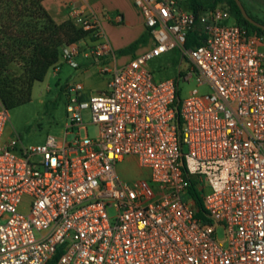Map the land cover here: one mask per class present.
<instances>
[{
	"label": "built area",
	"instance_id": "obj_1",
	"mask_svg": "<svg viewBox=\"0 0 264 264\" xmlns=\"http://www.w3.org/2000/svg\"><path fill=\"white\" fill-rule=\"evenodd\" d=\"M130 1L148 40L126 63L99 31L62 48L69 66L81 53L106 78L95 92L64 86L60 136L26 148L2 140L0 105V264H264V37L246 34L225 3L194 15L175 0ZM171 52L177 77L154 80L147 62ZM191 80L209 93L181 100ZM124 158L149 179L120 178Z\"/></svg>",
	"mask_w": 264,
	"mask_h": 264
},
{
	"label": "trees",
	"instance_id": "obj_2",
	"mask_svg": "<svg viewBox=\"0 0 264 264\" xmlns=\"http://www.w3.org/2000/svg\"><path fill=\"white\" fill-rule=\"evenodd\" d=\"M44 1L0 0V105L6 110L29 100L33 84L42 81L48 70L58 65L63 47L88 38L91 42L97 40L94 36L89 37L97 31L96 28L92 31L83 30L71 19L56 23L44 8ZM185 3L186 9L194 15L217 3H225L230 9L232 21L246 34L264 37V30L247 22L233 0H185ZM242 5L249 17L264 25L263 20L252 16L247 7ZM196 34L197 28L190 33L186 47ZM147 38L146 33L140 42L132 44L122 53L136 49ZM196 204L197 214L201 216L203 210L199 198ZM56 258L57 255L47 264H54Z\"/></svg>",
	"mask_w": 264,
	"mask_h": 264
},
{
	"label": "rangeland",
	"instance_id": "obj_3",
	"mask_svg": "<svg viewBox=\"0 0 264 264\" xmlns=\"http://www.w3.org/2000/svg\"><path fill=\"white\" fill-rule=\"evenodd\" d=\"M254 1L247 2V9L252 16L264 21V0ZM94 33H91L89 37L94 36ZM87 40V45L92 44L90 38ZM178 63L176 52H171L149 60L146 66L152 72L154 80H163L177 77ZM179 68L183 70L184 64ZM105 78L102 77L104 83ZM69 82H80V79L77 77V71L60 58L56 69L50 68L42 81L33 84L27 102L7 110L8 121L4 127L2 140L17 138L26 148L44 144L48 136H60L67 123L64 86ZM179 89L181 100L186 99L194 89L198 93H209L207 86H199L194 80L190 83L180 81ZM84 122H89L87 116ZM86 128L90 137L96 133L95 126L87 125ZM71 138L72 136L68 137L69 140ZM115 168L118 176L125 182L148 180L150 176L149 171L138 166L135 158H124L116 164ZM108 212L112 214L113 210L109 209ZM217 233L221 235V229H218Z\"/></svg>",
	"mask_w": 264,
	"mask_h": 264
},
{
	"label": "crops",
	"instance_id": "obj_4",
	"mask_svg": "<svg viewBox=\"0 0 264 264\" xmlns=\"http://www.w3.org/2000/svg\"><path fill=\"white\" fill-rule=\"evenodd\" d=\"M175 1L180 8L187 10L185 0ZM241 1L246 7L248 1L255 2L254 0ZM44 8L56 23L70 19L72 12L92 21L100 33L101 40L107 42L118 57L119 64L126 63L134 54L144 50L147 45L148 38L139 43L136 49L122 53L132 44L140 42L146 34L142 17L130 0H45ZM78 42H81L80 46L88 44L87 39ZM95 42L93 41L92 44ZM76 62L78 63V68L75 69L77 77L86 92L100 91L105 88V83L98 74L96 62L93 59L85 58L79 53ZM57 67L58 65L55 69Z\"/></svg>",
	"mask_w": 264,
	"mask_h": 264
},
{
	"label": "water",
	"instance_id": "obj_5",
	"mask_svg": "<svg viewBox=\"0 0 264 264\" xmlns=\"http://www.w3.org/2000/svg\"><path fill=\"white\" fill-rule=\"evenodd\" d=\"M236 4V6L238 7L242 17L247 21L249 22L251 25L261 29V30H264V25L258 23L257 21H255L254 19H252L251 17L248 16L246 10L244 9L242 3L240 0H233Z\"/></svg>",
	"mask_w": 264,
	"mask_h": 264
}]
</instances>
